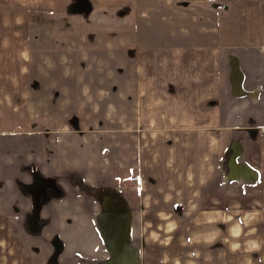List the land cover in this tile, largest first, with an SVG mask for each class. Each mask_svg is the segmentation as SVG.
I'll return each mask as SVG.
<instances>
[{
  "label": "rangeland",
  "instance_id": "rangeland-1",
  "mask_svg": "<svg viewBox=\"0 0 264 264\" xmlns=\"http://www.w3.org/2000/svg\"><path fill=\"white\" fill-rule=\"evenodd\" d=\"M73 8L71 1L62 13L28 14L23 30L0 31V70L4 64L13 68L8 51L20 46L28 91L25 101L12 102L9 92L21 77L12 69L0 71V223L20 237L23 264H100L93 254L98 248L62 246L60 228L63 206H79L101 185H113L117 200L128 197L129 211H135L126 215L123 231L129 232L117 242L116 264H238L244 251L237 239L238 214H231L234 231L223 259L222 219H210L212 236L205 190L203 198L193 191L184 200L170 197L190 187L174 182L178 167L165 168L166 200L147 206L137 199L140 144L132 65L137 49L164 43L212 44L221 50V63L235 50H264V0H144L135 12L121 8L96 17L84 7ZM127 168L133 174L126 175ZM147 177L144 189L159 192L161 177L156 182ZM30 191L40 197L41 216L26 213ZM10 252L7 258L13 259Z\"/></svg>",
  "mask_w": 264,
  "mask_h": 264
},
{
  "label": "crops",
  "instance_id": "crops-1",
  "mask_svg": "<svg viewBox=\"0 0 264 264\" xmlns=\"http://www.w3.org/2000/svg\"><path fill=\"white\" fill-rule=\"evenodd\" d=\"M71 1L74 5L78 2L87 4L90 15L94 17L113 14L121 8L135 12L144 2L0 0V31L14 34L27 25L28 14L62 13ZM109 20L111 22L110 17ZM17 37L22 38V34ZM137 50L141 51L137 52L135 65H132L135 76L133 114L138 133L137 144H140L137 149L138 170H135L137 199L143 201L142 205L146 200L147 206L155 199L166 200L165 168L178 167L180 175L174 178V182L179 181L180 186L182 182L190 184L188 189L191 191L182 187L186 192H175L170 197L184 200L193 191L192 196L203 198L202 191L205 190L207 228L212 236L215 231L211 220H214V216H217V221L222 219V258L225 259L229 253L228 235L231 230L234 231L230 218L231 214L236 213L239 216L236 225L238 245L244 250L238 255V264H264V253L261 250L256 253L257 246L264 248V50H235L226 54L223 63L221 50L212 44L164 43ZM8 52V59H13V68L4 64L1 70L12 69L21 77L17 80V88L13 87L9 92L16 100L12 102L21 103L28 96L22 80L24 55L20 46ZM230 55L237 60L241 74L240 88L247 94L230 93ZM6 82L9 83V80ZM13 108L19 111V106L14 105ZM231 162L235 164V169L240 166L235 176L230 169ZM183 170L190 178L184 177ZM127 174H133V169L127 168ZM145 176L146 179L147 176L149 179L155 176V182L160 181L161 177L159 192L149 187L144 189ZM221 176L225 179L220 181ZM111 186L101 185L87 192L79 206H63L66 211L63 212L65 217L60 228L64 232L62 246L72 244L79 248H98L97 253L93 254L99 258L100 264L117 263V242L121 235L129 232L123 231L127 224L126 215H134L135 212L134 209L129 211L128 197L123 196L125 201L117 200ZM231 188H234L235 196L231 194ZM39 198L33 191L26 194V213L31 216L44 214ZM231 198L236 199L237 203L231 205ZM51 205L60 208L59 202L51 201ZM156 208L161 207L158 205ZM75 215L77 218L73 217ZM32 223L38 221L32 218ZM6 231V235L0 239V248L3 247V251L0 250V264H23L20 237H14L10 228L0 223V234ZM11 250L13 259L7 258Z\"/></svg>",
  "mask_w": 264,
  "mask_h": 264
},
{
  "label": "water",
  "instance_id": "water-1",
  "mask_svg": "<svg viewBox=\"0 0 264 264\" xmlns=\"http://www.w3.org/2000/svg\"><path fill=\"white\" fill-rule=\"evenodd\" d=\"M79 6L80 8L84 7L87 11H89V6L85 3H82V2H78L74 5V8L73 10H76L79 9ZM229 61H228V66H229V73H230V80H231V94L232 95H241V94H247L245 92H243V90H241L240 88V78H241V74L239 72V69H238V65H237V60L234 56H229ZM233 87H238L242 92H240L239 94H236L235 92V89ZM236 153H234L233 156H235ZM235 164H232L231 162V166H230V169H231V172L233 173L232 175L235 176L236 174H238V171L240 170L239 169H235L234 167Z\"/></svg>",
  "mask_w": 264,
  "mask_h": 264
},
{
  "label": "bare ground",
  "instance_id": "bare-ground-1",
  "mask_svg": "<svg viewBox=\"0 0 264 264\" xmlns=\"http://www.w3.org/2000/svg\"><path fill=\"white\" fill-rule=\"evenodd\" d=\"M234 89H235V92H236V94L238 93H240V92H242L238 87H233ZM240 168V166H236V169H239Z\"/></svg>",
  "mask_w": 264,
  "mask_h": 264
}]
</instances>
